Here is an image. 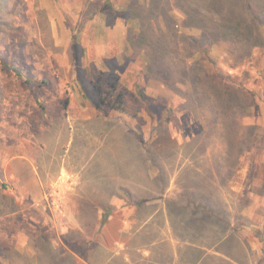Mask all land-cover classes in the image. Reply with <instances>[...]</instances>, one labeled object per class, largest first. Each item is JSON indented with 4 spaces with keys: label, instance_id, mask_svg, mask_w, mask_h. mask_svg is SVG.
Wrapping results in <instances>:
<instances>
[{
    "label": "rangeland",
    "instance_id": "rangeland-1",
    "mask_svg": "<svg viewBox=\"0 0 264 264\" xmlns=\"http://www.w3.org/2000/svg\"><path fill=\"white\" fill-rule=\"evenodd\" d=\"M0 57L30 80L0 66V264H70L38 237L81 264H122L94 244L95 215H3L18 208L9 159L38 161L37 141L71 127L90 133V167L127 179L136 138L160 181L186 159L207 170L219 150L235 230L264 261V0H0ZM113 82L126 112L101 102Z\"/></svg>",
    "mask_w": 264,
    "mask_h": 264
},
{
    "label": "crops",
    "instance_id": "crops-1",
    "mask_svg": "<svg viewBox=\"0 0 264 264\" xmlns=\"http://www.w3.org/2000/svg\"><path fill=\"white\" fill-rule=\"evenodd\" d=\"M88 135L71 127L68 135L37 141L38 161L28 155L9 159L19 192L9 197L18 208L3 215L60 212L95 215V221L104 217V223L96 222L90 234L98 237L94 244L107 251L110 260L118 258L122 264H264L252 259V247L238 237L233 198L221 195L219 150L207 151L211 155L207 170L186 159L174 169L169 167V175L160 181L166 168L153 171L151 149L143 146V137L136 138L138 159L127 179L118 170L109 176L101 162L88 165ZM191 152L190 156L196 151ZM39 163L47 166L44 173L56 174L44 175ZM206 171L211 179L205 182ZM93 172L97 175L92 178ZM185 172L192 177L182 180Z\"/></svg>",
    "mask_w": 264,
    "mask_h": 264
},
{
    "label": "trees",
    "instance_id": "trees-1",
    "mask_svg": "<svg viewBox=\"0 0 264 264\" xmlns=\"http://www.w3.org/2000/svg\"><path fill=\"white\" fill-rule=\"evenodd\" d=\"M205 53V51H203ZM0 66L4 69H8L11 72L14 73V75L17 77L18 80L24 81L25 84H29L30 80L25 78L23 75L22 70L20 69V67L16 64L13 63L9 60L5 61L0 57ZM114 93H117V97L115 101H111L107 99V97L112 96ZM106 95H108L106 97ZM125 97H126V91L123 87H120L118 82H113L111 85V91L105 92V96L101 98V102L102 103H106L108 104L112 109H117V110H121V111H125L126 112V107H124L125 105ZM66 106H67V102H66ZM42 108V107H41ZM104 217L102 218V221L100 222L101 224L104 223ZM37 240L43 245L45 246V250L46 252L49 253V255H51V257L53 256L52 253H55L57 259L60 260H66L68 261L70 264H81L76 257L74 256V254L70 251H68L67 249H55L53 246L51 247V244L46 242L45 240L42 239V237H38ZM49 249V250H47Z\"/></svg>",
    "mask_w": 264,
    "mask_h": 264
}]
</instances>
